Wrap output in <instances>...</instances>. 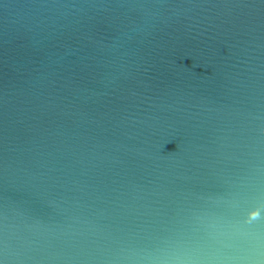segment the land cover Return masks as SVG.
Returning <instances> with one entry per match:
<instances>
[{
	"label": "water",
	"instance_id": "1",
	"mask_svg": "<svg viewBox=\"0 0 264 264\" xmlns=\"http://www.w3.org/2000/svg\"><path fill=\"white\" fill-rule=\"evenodd\" d=\"M0 264H264V0H0Z\"/></svg>",
	"mask_w": 264,
	"mask_h": 264
}]
</instances>
